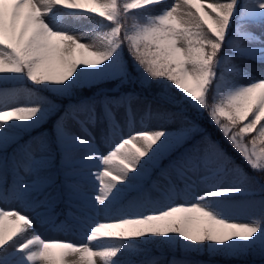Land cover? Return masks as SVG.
<instances>
[{
	"label": "snow or ice",
	"instance_id": "1",
	"mask_svg": "<svg viewBox=\"0 0 264 264\" xmlns=\"http://www.w3.org/2000/svg\"><path fill=\"white\" fill-rule=\"evenodd\" d=\"M254 26L264 0H0V264H165L153 248L264 258V78L235 62L264 63ZM113 81L114 94L69 105L51 134L21 143L60 111L42 93ZM38 226L78 227L85 243L45 240Z\"/></svg>",
	"mask_w": 264,
	"mask_h": 264
},
{
	"label": "trees",
	"instance_id": "2",
	"mask_svg": "<svg viewBox=\"0 0 264 264\" xmlns=\"http://www.w3.org/2000/svg\"><path fill=\"white\" fill-rule=\"evenodd\" d=\"M131 15L132 13L129 14L130 17ZM98 19L99 18L96 19V25H97ZM105 23H108V22H105ZM131 23H132V20L129 19L127 23L125 24V27ZM125 55H127V52H125ZM131 64H132V61L129 58V65L131 66ZM26 83L28 84L29 87H34L33 85H31L30 82H26ZM114 86H115L114 81L107 82V83H101L92 88H84V89L77 90L75 93H73L71 96H68V97H58L49 92L42 93L43 95L48 96L50 100H54L59 105L60 111H57L55 114L51 115L39 127L31 130L30 132L25 133L21 143H23L26 140H29L30 137L33 136V134L37 133L40 130L47 129L49 134H51L53 124L59 119V117L63 114L64 109L69 107V105L75 104L79 100L87 98L97 92H108L109 94H114L113 93ZM133 87L135 88L136 91L138 92L141 91V89L138 86H125L123 89H121V91H129V90H132ZM155 91H156V88L154 86L152 89V93H154ZM152 93L143 92L142 95L147 96L148 98L151 99ZM199 122L205 129H207L208 132L212 134L214 139L220 140L223 143L224 147L237 160V162L243 164V161L240 159V157L235 152L232 151L231 147L228 146L227 143L223 141L221 133L218 131V129L208 120L207 113L203 115V117L200 119ZM13 147H15V145H13ZM11 151L12 149L9 148V152ZM55 211L56 212L60 211V213H65L67 211L65 204L63 203L59 204L56 207ZM63 218H65V216L61 214L58 217V222L63 221L64 220ZM161 253L163 254L165 264H166V261L168 259H171L173 255H175L178 259H187L191 262V264H264V258L256 254L248 255L245 257L238 258V259H229L227 257H223L219 255L210 256L208 254H204L201 256L197 254H192L190 256L185 257L184 254H182L179 251L173 253L166 248L161 249L160 251H157L155 248H153L151 255L160 256Z\"/></svg>",
	"mask_w": 264,
	"mask_h": 264
},
{
	"label": "rangeland",
	"instance_id": "3",
	"mask_svg": "<svg viewBox=\"0 0 264 264\" xmlns=\"http://www.w3.org/2000/svg\"><path fill=\"white\" fill-rule=\"evenodd\" d=\"M168 4L171 5L173 0H167ZM156 11H159V9H156ZM96 25V19H86L83 20L80 24L74 25L73 27L75 28L76 31L78 32H84L87 30H91L94 28ZM131 24H128L126 27L130 26ZM252 31H254L257 35H260L264 37V28L254 26L252 28ZM84 42L91 43L90 40H85ZM236 64L239 65V67L246 73H250L252 77H255L257 79L264 78V63H259L253 60H247V59H236ZM250 81L248 78H239L237 80V83L243 84ZM150 99V98H148ZM135 107V106H134ZM68 127L70 128L71 131L75 132L78 135H84L83 132H81L80 128L71 120L68 121ZM152 128L158 127V125L155 122H152L151 124ZM163 127L169 131H172L175 129L176 125L173 124H165ZM136 130L139 131V125H137ZM92 132L97 135L98 137V130L97 129H92ZM44 134L45 136L49 135V132L47 130H40L36 134H34L31 137H39L41 134ZM30 137V138H31ZM99 142V139H98ZM101 151H107L106 147H101ZM168 163V160L165 159L162 161V164L166 165ZM158 172L153 173V179H156L158 177ZM176 203H183L182 200H177ZM17 207V206H13ZM28 215H32V213H28ZM259 215V210L258 209H251L247 213H240V214H232V219L234 222H250V217L253 216H258ZM102 219V217H101ZM38 231L40 232L41 236L44 234H47L48 236H53L51 239H45V240H52V241H70L75 244H82L85 243V236L83 232L77 227L75 230H69L65 229L63 231H57V230H51L45 227H39L38 226ZM95 246V244H93ZM207 253H200L197 254L199 256L204 255ZM209 255V254H208Z\"/></svg>",
	"mask_w": 264,
	"mask_h": 264
},
{
	"label": "bare ground",
	"instance_id": "4",
	"mask_svg": "<svg viewBox=\"0 0 264 264\" xmlns=\"http://www.w3.org/2000/svg\"><path fill=\"white\" fill-rule=\"evenodd\" d=\"M251 81H248V82H246V83H244L243 82V84L244 85H247V84H249ZM42 238H44V239H51V238H53V236H48L47 234H44V235H42Z\"/></svg>",
	"mask_w": 264,
	"mask_h": 264
}]
</instances>
